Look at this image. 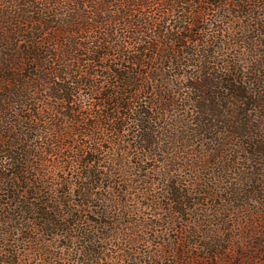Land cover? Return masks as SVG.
Returning <instances> with one entry per match:
<instances>
[{
	"label": "trees",
	"instance_id": "obj_1",
	"mask_svg": "<svg viewBox=\"0 0 264 264\" xmlns=\"http://www.w3.org/2000/svg\"><path fill=\"white\" fill-rule=\"evenodd\" d=\"M211 1L0 0V230H18L28 235L20 241L36 238L46 246L68 239L62 250L79 256L23 258L20 249H10V232L0 231V264H264V258H223L221 249L238 254V246L224 247L188 226L181 229L180 247L195 245L190 240L201 233L210 240L199 246L203 254L198 258H190L188 249L176 253L178 258H103V245L115 234L106 221L112 209L94 206L96 221L107 232L88 230L86 224L93 203L105 201L97 191L108 176L128 178L129 186L142 184L144 197L162 186L175 219L191 215L200 203L190 204L193 194L180 187L174 171L152 178L151 168L142 166L180 143L182 155L164 160L165 166L177 159L195 161L199 153L190 149L196 140L205 150L207 143L219 145L208 149L205 168L233 140L246 161L264 166V0ZM152 5L161 7L156 19L146 13ZM206 5L210 17H205ZM149 64V70H141ZM185 68L192 74L179 72ZM178 108L187 111L188 122L181 120L187 123L186 135L171 138L165 129V139L159 140L155 124ZM111 133L117 149L109 166H101L98 157L105 152L99 147ZM75 136L89 142H79L72 156L78 172V180L67 182L72 192L59 193L57 182L43 190L40 166L51 173L66 168L59 162L62 141ZM125 156L129 170L122 174L116 168ZM100 167L110 169L109 175ZM252 175L248 179L259 183L257 172ZM121 206L119 216L125 214ZM17 215L26 218V225Z\"/></svg>",
	"mask_w": 264,
	"mask_h": 264
},
{
	"label": "rangeland",
	"instance_id": "obj_2",
	"mask_svg": "<svg viewBox=\"0 0 264 264\" xmlns=\"http://www.w3.org/2000/svg\"><path fill=\"white\" fill-rule=\"evenodd\" d=\"M181 1L185 2L186 0ZM211 2L214 3L215 1L212 0ZM205 7V17H210L212 15H209L212 12L210 11L211 8L207 5ZM157 10L161 11V7L152 5L146 9V13L150 15L152 19H156L158 17ZM126 40L128 39L126 38ZM131 42H133V40H131L130 43ZM150 66L149 64V66L143 67L141 70L145 72L149 70ZM179 72L192 74L193 69L185 68L183 71L179 70ZM100 74H102V72ZM98 80L102 81L101 77H99ZM85 93L86 92H83L81 98L86 95ZM44 101L47 103V99H44ZM49 104L52 103L50 102ZM54 107L57 106L54 105ZM186 115L187 111L178 108L174 112H171L167 118L159 121L158 125L155 124V127H157L156 130L159 132V134H155L156 138L159 137V140L165 139V136L161 137V135L167 134L166 130L170 133L171 138L176 135L185 136L186 133L183 128L187 125L186 122H188V117ZM181 120H186V122ZM177 121L183 122L184 125L181 124V126H178ZM51 123L55 124V120H52ZM109 138L104 140L101 147H99L102 149V152H105L103 154L104 157L100 158V156L98 157L96 154L92 155V157H98L101 160V166L106 167L109 166V157H111L117 149V146L113 144L117 139L116 136L111 133ZM166 139L168 140V138ZM32 142L33 141L30 143ZM79 142L86 144L89 140L84 137L75 136L66 138L62 141L64 147L60 151L61 159H59V162L61 161V163L67 166L66 168L61 170L59 168L55 173H51L50 170L46 172L44 167L40 166V174L42 177L38 182L39 185L43 187V190H48V188L53 187V184L57 182L59 184V193L66 190L72 192L67 182H75L78 180L77 169H74V166L77 167V163H74L72 156L76 154L74 152L76 148H78ZM233 143L234 144L231 146L224 147L223 150H221L220 159L211 157L209 162H211L212 165L207 168L204 167V164L208 149H218L219 145L207 143V150H205L199 140L194 141V147L190 149V151L193 150V152L199 153L198 160L196 159L194 161L192 158L188 160L177 159L174 163H170L172 164L171 167L170 164L165 166L164 160H173V158L175 159L182 155L183 146L180 143L174 146V150H167L168 146L164 145L165 150L168 151L167 155L158 152L155 158L148 160L142 165L143 167L151 168V174L154 172L156 176L153 177L151 175L152 178H158V174L167 173L169 169H172L175 174L173 178L180 181V187L188 190V193L193 194L192 197H189L190 204L196 202L200 203V205H196V207L192 209L191 215H186L184 217L183 221L175 219L172 212L169 211V200L162 196V186H156L155 190L153 188V194L144 197L143 191L139 190L142 184L135 183L136 181H134V185L129 186L128 178H125V181L120 176H114L112 178L108 176L102 188L97 191L99 194L103 195L102 197L105 198V201L93 203V212L87 215L88 223H86L88 224V230L99 229V227H101V233L107 232L103 226L97 223L96 220L99 217L94 211L99 209H96L94 206L103 204L104 206H102L100 210L110 211V209H112V211H110L111 217L110 219H106V221L112 222L110 225L115 234L111 242H106L103 245L106 249L103 258H126V255L128 258H178L176 257V253L187 249L191 254H189L191 256L190 258H198L203 254L199 246L210 242V240L204 239L201 233L197 235L198 237H194L190 240L191 242L195 241V245H187L186 248L180 247L178 243L181 240V229H188V227L191 229L199 228L203 233L207 232L210 238L220 241L224 247L238 246V254L225 253L223 249H221L220 252L223 258H264V166L260 167L257 166L256 163L246 161L245 151L239 150L236 147L235 144L237 141L235 142L233 140ZM34 144H36V141H34ZM0 150L2 151L3 148L0 147ZM238 152L239 154L241 153V155H238ZM135 154L134 152L130 153V155L134 157V161L137 162L138 159ZM125 158L126 156L123 159L119 158V163L121 165ZM55 163H58V161L54 162V164ZM83 164H85V161ZM59 166L60 165H58L57 168ZM126 166L128 165L123 164L120 167L118 166L116 170L122 174H126L129 170ZM51 168L52 166H50V169ZM100 169L104 174L109 175L110 169L107 170L102 167H100ZM150 172L142 174L148 175ZM256 172L259 179V183L257 184L253 183L251 179H248L250 177L252 178V174ZM213 174H215V176L217 175V177L213 178ZM120 182L121 186L118 187L116 183ZM110 186H115V189H110ZM122 190H128V194L125 195L121 193ZM49 193L52 197L56 198L53 192L50 191ZM211 194H214L213 201L207 200ZM158 197L160 199H158ZM237 197L239 198L237 199ZM78 199L79 198H74V201ZM152 200L157 201L155 203V201L152 202ZM119 202H122L124 205L121 206V212L125 213L122 216H119ZM218 208H224L225 210L219 213ZM16 217L19 222L26 225V218L24 216L17 215ZM0 231L3 234H5V232H10V237H6L9 238V244L12 246L10 249H14L15 247L20 249V254L23 258H56L52 253L58 256L65 255L66 258H79V256L75 254V251L72 252V249L66 250L65 248L63 250L66 251L62 250L61 246L69 244L68 239H59L53 246H46L40 243L36 238L33 243L20 241V239L28 235L18 230L13 229L9 231L7 228H1ZM74 233L73 231L72 235H74ZM95 234L97 236L100 235V233ZM37 245H41L42 251L44 252L38 253ZM2 246H4V242L3 239H0V247ZM31 247L35 248L34 252L22 251L24 249L29 250ZM76 248H80V245H77L75 249ZM235 250L237 251V248ZM48 252H51V254ZM45 253H47L48 256H45Z\"/></svg>",
	"mask_w": 264,
	"mask_h": 264
}]
</instances>
